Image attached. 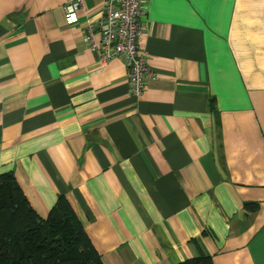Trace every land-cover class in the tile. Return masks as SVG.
<instances>
[{"label": "crops", "instance_id": "0c3cea01", "mask_svg": "<svg viewBox=\"0 0 264 264\" xmlns=\"http://www.w3.org/2000/svg\"><path fill=\"white\" fill-rule=\"evenodd\" d=\"M70 1L0 0V175L104 264H264V0H150L139 96L85 41L104 0Z\"/></svg>", "mask_w": 264, "mask_h": 264}, {"label": "trees", "instance_id": "16d2710c", "mask_svg": "<svg viewBox=\"0 0 264 264\" xmlns=\"http://www.w3.org/2000/svg\"><path fill=\"white\" fill-rule=\"evenodd\" d=\"M210 107L216 110L214 99ZM93 246L66 198L41 218L15 175H0V264H104ZM180 264H213V259L200 251Z\"/></svg>", "mask_w": 264, "mask_h": 264}, {"label": "built area", "instance_id": "2783aa9c", "mask_svg": "<svg viewBox=\"0 0 264 264\" xmlns=\"http://www.w3.org/2000/svg\"><path fill=\"white\" fill-rule=\"evenodd\" d=\"M150 0H104L103 16L96 23L87 24L85 41L90 50L99 54V63L108 64L114 59L123 60L127 66L131 93L139 96L146 80L155 79L147 65V52L143 49L144 19ZM83 0H72L64 7L69 24L76 22L75 12ZM100 35L97 42L96 34Z\"/></svg>", "mask_w": 264, "mask_h": 264}]
</instances>
